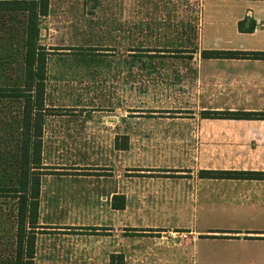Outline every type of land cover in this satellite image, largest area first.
Instances as JSON below:
<instances>
[{
  "label": "rangeland",
  "instance_id": "1",
  "mask_svg": "<svg viewBox=\"0 0 264 264\" xmlns=\"http://www.w3.org/2000/svg\"><path fill=\"white\" fill-rule=\"evenodd\" d=\"M199 14L200 0H50L41 44L50 52L51 114L43 134L35 264H119L121 257L123 264H187L177 259L189 250L184 234L132 225L148 224L159 213L140 209L148 181L174 176L171 167L149 166L178 154L161 136L165 124L194 105L188 92L196 61L166 50H189L197 42ZM13 20L0 16V82L16 65L17 43L5 33L13 23L19 29ZM8 105V112L18 106ZM6 122L0 123L4 179L15 173L14 123ZM127 141L128 149H121ZM186 152L180 149L181 159ZM125 193L138 202L129 210L116 207ZM10 206L0 201V260L9 252ZM160 217L174 224L181 219L176 212Z\"/></svg>",
  "mask_w": 264,
  "mask_h": 264
},
{
  "label": "crops",
  "instance_id": "2",
  "mask_svg": "<svg viewBox=\"0 0 264 264\" xmlns=\"http://www.w3.org/2000/svg\"><path fill=\"white\" fill-rule=\"evenodd\" d=\"M199 17V52L193 57L196 72L189 77L188 92L194 105L165 124L161 136L172 140L178 154L173 162L149 166L171 167L174 176L148 181L147 190L142 188L140 209L159 213L148 224L132 227L186 233L187 256L178 253L177 259L187 264H264V180L200 174L202 170L264 171V119L203 115L264 112V59L200 55L203 49L264 52V0H200ZM252 20L253 31L240 29V23L247 28ZM181 148L187 149L184 159ZM133 199L125 193L126 210L138 203ZM173 212L181 215L179 223L160 217Z\"/></svg>",
  "mask_w": 264,
  "mask_h": 264
},
{
  "label": "trees",
  "instance_id": "3",
  "mask_svg": "<svg viewBox=\"0 0 264 264\" xmlns=\"http://www.w3.org/2000/svg\"><path fill=\"white\" fill-rule=\"evenodd\" d=\"M50 0H0V16H6L13 21H20L19 29L15 23L10 24L5 33L12 44L17 43L15 67L10 74L0 82V123H14L15 150L13 156L14 175L0 177V201L11 203L10 217L13 225L9 244V252L0 260L1 264H35L36 242L40 215V197L42 177L45 174L43 158V134L47 116L51 108L46 105L47 59L50 53L41 44L42 19L49 14ZM19 18V19H18ZM199 20V17H198ZM199 24H197V42L189 50L179 48L180 55L189 53L193 59L199 52ZM240 29L253 31L255 22L245 28L240 23ZM142 51L138 48L135 51ZM14 51V50H13ZM150 51V50H147ZM165 51V50H160ZM202 58H259L264 59V52H241L221 50H201ZM9 69L10 62L7 63ZM3 67V66H2ZM5 67V66H4ZM10 71V70H8ZM7 102V104H6ZM18 104L14 111L6 110L8 104ZM8 105V106H7ZM2 111H6L5 115ZM206 117L228 118H262L264 112H204ZM5 119V120H3ZM5 121V122H4ZM128 148V141L120 146ZM200 174L210 178H237L264 180V171H232V170H202ZM125 206L124 198L116 207ZM112 264L114 260L112 259ZM123 264V257L120 263Z\"/></svg>",
  "mask_w": 264,
  "mask_h": 264
},
{
  "label": "built area",
  "instance_id": "4",
  "mask_svg": "<svg viewBox=\"0 0 264 264\" xmlns=\"http://www.w3.org/2000/svg\"><path fill=\"white\" fill-rule=\"evenodd\" d=\"M186 237H187V234L186 233H183Z\"/></svg>",
  "mask_w": 264,
  "mask_h": 264
}]
</instances>
